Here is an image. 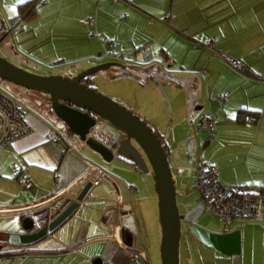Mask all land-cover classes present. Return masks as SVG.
<instances>
[{"label":"crops","instance_id":"crops-1","mask_svg":"<svg viewBox=\"0 0 264 264\" xmlns=\"http://www.w3.org/2000/svg\"><path fill=\"white\" fill-rule=\"evenodd\" d=\"M19 5L16 14L0 21L14 32L34 34L23 43H29L31 64L66 65L72 71L116 61L133 74L122 76L121 66L112 65L94 82L107 85L114 100L158 131L171 164L186 172L174 175L187 213L205 204L196 188L201 147L225 184L264 189V0H37L29 8L37 12L28 19ZM166 13L170 18L164 22ZM87 17L95 23L80 22ZM89 31L95 32L92 39ZM212 47L240 59L245 73L214 56ZM14 57L25 61L17 52ZM131 89L137 94L131 96ZM220 94L226 95L222 106ZM48 107L27 106L32 132L0 149V220L7 222H0L1 229H21L27 214L39 227L48 224L76 200L98 165L112 180L94 185L47 237L6 245L0 264H95L98 257L102 264H137L133 249H144L150 264H160L159 206L140 169L124 153L105 163ZM203 116L216 120L213 137L197 127ZM22 176L30 179L28 187L19 182ZM187 213L189 230L192 219L203 221ZM224 228L241 230L239 254L221 255L186 230L180 253L184 246L185 264H264V217Z\"/></svg>","mask_w":264,"mask_h":264},{"label":"water","instance_id":"water-1","mask_svg":"<svg viewBox=\"0 0 264 264\" xmlns=\"http://www.w3.org/2000/svg\"><path fill=\"white\" fill-rule=\"evenodd\" d=\"M112 65L121 66L122 76H133L123 64L116 61L97 63L80 69L78 73L38 75L0 54V78L49 95L50 108L55 115L82 142L98 153L105 163L112 162L117 153L132 158L142 172L149 197L158 202L161 223L158 245L160 264H181L182 224L186 217L178 206L176 179L166 146L158 131L140 115L97 90L93 77ZM89 80L91 83L86 82ZM188 152L192 156L191 140ZM93 187L91 180L86 181L76 200L42 227L29 214L25 215L22 228L17 231H4L0 224V250L8 244L25 245L47 237L86 201ZM190 230L203 244L221 255L232 256L241 252L239 229L219 232L192 223ZM101 262V257L94 261L95 264Z\"/></svg>","mask_w":264,"mask_h":264},{"label":"built area","instance_id":"built-area-1","mask_svg":"<svg viewBox=\"0 0 264 264\" xmlns=\"http://www.w3.org/2000/svg\"><path fill=\"white\" fill-rule=\"evenodd\" d=\"M169 18L170 13H166L162 21L166 22ZM80 22L90 26L95 23V18H82ZM88 36L91 38L94 36V32L89 31ZM211 51L214 56L245 73L246 65L237 57L220 52L213 47ZM109 53L113 54V51ZM217 100L222 106L226 101V95L220 94ZM26 109L27 106L21 99L0 84V149L32 132V127L26 120ZM197 127L204 128L213 137L217 129L216 120L214 117L203 116ZM60 136L59 131H56L54 138L57 140ZM202 151L201 147L196 188L200 191L206 208L212 211L226 228L231 227L237 221L259 222L262 220L264 217V189L254 190L245 186L225 184L218 174V167L206 161L202 156ZM104 178L112 180L109 172L102 166H96L92 176L93 184L98 185ZM19 182L25 187L31 183L26 176L20 177ZM117 227L120 228V224ZM132 252L133 259L137 264H150L144 249H133Z\"/></svg>","mask_w":264,"mask_h":264},{"label":"rangeland","instance_id":"rangeland-1","mask_svg":"<svg viewBox=\"0 0 264 264\" xmlns=\"http://www.w3.org/2000/svg\"><path fill=\"white\" fill-rule=\"evenodd\" d=\"M25 1L26 0H23V2H25ZM21 2H22V0H18V1H16V0H0V20H2V17L4 19V18H8L9 16L16 14V9H18V4H21ZM36 2H37V0H36ZM0 23H2V22L0 21ZM14 29H12V25H8V27H6L4 29L3 32H6L4 35L5 37H4V40L2 41V43L0 44V54L3 55L4 57H6L11 62H13L14 64L21 66V67L25 68L26 70H28L32 73L38 74V75L67 74V72L78 73L79 71H81L79 68H76V67H75L76 69L71 71L69 69V67H67L66 65H43L41 63L31 64L30 60L34 61L32 59L34 57H32L33 55L31 53V51L30 52L28 51L30 49H27V46L29 43L27 45H23V43H25L28 38L33 37L34 34H32V32L29 34L27 29L26 30H18L17 32H14L15 31ZM30 29L32 31V28H30ZM15 33H17V35H20V41H21L20 43H18V37H15V35H16ZM0 35H2V31H0ZM13 45L15 47V49H14L15 51L10 50L11 48H13ZM32 46H33V48H35V45H32ZM31 49H32V47H31ZM16 52L19 55H21V57H23L25 61H23V60L18 61L14 57ZM104 59H106V57H104ZM67 68H68V70H67ZM112 68H114V67H111V69ZM109 69L99 71L93 77V79H95L94 81H97L99 79L101 80V78H103V76H104V73H107V71H109ZM121 79H127V78L122 77ZM0 84L2 86H4L13 95L22 99L25 102L26 106H28L29 109L33 108L35 110L40 111L41 109H44V108L48 109L49 108L48 106L50 105L51 102H50L49 95H47V94L40 93L38 91L23 87L21 85H17L15 83L9 82V81L1 79V78H0ZM113 85H114V83H113ZM96 87H97L98 91H100L103 94L108 95L111 98H113L111 95H109L107 93V92H111V91H109V88L107 87V85L100 86V87H99V85H96ZM137 91H138L137 89H131L130 95L133 96V95H135V93L137 94ZM115 93H117V92H115ZM121 96H124V93L121 94ZM171 168L173 171V175L176 174L180 177L183 174L186 175V172L179 169L176 165L171 164ZM174 177H175V175H174ZM179 185H181V182H179ZM177 202H178L180 212L181 213H187V209L185 208V203L183 202V196L181 194H178ZM206 209L207 208L205 207V204L203 203L201 206H198V208L195 209V211H193L191 213H189V211H188L187 214L189 217L195 218L197 215H200L203 219V221H201L199 219H192L193 224L194 223L199 224V225L201 224V226H204V227H206L212 231H223V230H225L224 225L218 220V218L213 214V212H210V210L208 211V209L207 210ZM1 223H7V222H1ZM202 224H204V225H202ZM183 230H184L183 232H185L186 230L191 231V230H189L186 221L183 222ZM184 238H183V242L185 241ZM182 245H183V243H182ZM184 255H185V250H184V246H182V254H181L182 264H185Z\"/></svg>","mask_w":264,"mask_h":264},{"label":"trees","instance_id":"trees-1","mask_svg":"<svg viewBox=\"0 0 264 264\" xmlns=\"http://www.w3.org/2000/svg\"><path fill=\"white\" fill-rule=\"evenodd\" d=\"M36 3V0H27L26 2H24V3H22V4H20L19 5V7L20 8H22V10H23V8L26 10L27 9V15H26V19H28V18H30V17H33L34 15H35V13L37 12V10L35 9V7L34 8H31L30 10H29V8H30V6H33V4H35ZM25 10H23V11H25ZM20 17H18L17 19H19ZM95 21H96V19H95ZM2 22V21H1ZM3 23V22H2ZM2 23H0V31H2V35H0V41L5 37L4 35H5V33L6 32H3L4 31V29L6 28V27H4L3 26V24ZM12 23H14L13 21H12ZM94 32V31H93ZM94 36H95V32H94ZM94 36H92L91 38H89V39H92ZM2 43V42H1ZM113 54H114V52H113ZM112 54V55H113ZM109 55H110V53H109ZM86 82H88V81H86ZM89 83H91V80H89ZM24 102V101H23ZM25 103V102H24ZM26 105V104H25Z\"/></svg>","mask_w":264,"mask_h":264},{"label":"flooded vegetation","instance_id":"flooded-vegetation-1","mask_svg":"<svg viewBox=\"0 0 264 264\" xmlns=\"http://www.w3.org/2000/svg\"><path fill=\"white\" fill-rule=\"evenodd\" d=\"M88 83H89V81H88Z\"/></svg>","mask_w":264,"mask_h":264},{"label":"snow or ice","instance_id":"snow-or-ice-1","mask_svg":"<svg viewBox=\"0 0 264 264\" xmlns=\"http://www.w3.org/2000/svg\"><path fill=\"white\" fill-rule=\"evenodd\" d=\"M22 2H23V0H22Z\"/></svg>","mask_w":264,"mask_h":264}]
</instances>
